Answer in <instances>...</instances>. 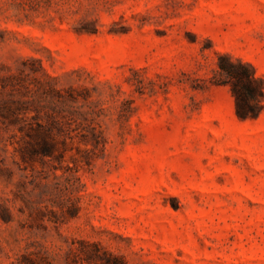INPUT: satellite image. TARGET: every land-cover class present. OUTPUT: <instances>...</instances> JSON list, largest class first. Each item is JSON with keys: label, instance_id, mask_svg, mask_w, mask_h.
Instances as JSON below:
<instances>
[{"label": "rangeland", "instance_id": "374dc122", "mask_svg": "<svg viewBox=\"0 0 264 264\" xmlns=\"http://www.w3.org/2000/svg\"><path fill=\"white\" fill-rule=\"evenodd\" d=\"M264 0H0V264H264Z\"/></svg>", "mask_w": 264, "mask_h": 264}, {"label": "trees", "instance_id": "16d2710c", "mask_svg": "<svg viewBox=\"0 0 264 264\" xmlns=\"http://www.w3.org/2000/svg\"><path fill=\"white\" fill-rule=\"evenodd\" d=\"M217 57L212 83L229 87L240 119L258 118L264 109V79L249 62L226 52H218Z\"/></svg>", "mask_w": 264, "mask_h": 264}]
</instances>
